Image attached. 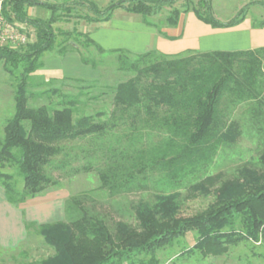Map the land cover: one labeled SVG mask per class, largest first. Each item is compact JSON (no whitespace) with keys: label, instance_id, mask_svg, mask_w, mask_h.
Masks as SVG:
<instances>
[{"label":"trees","instance_id":"trees-1","mask_svg":"<svg viewBox=\"0 0 264 264\" xmlns=\"http://www.w3.org/2000/svg\"><path fill=\"white\" fill-rule=\"evenodd\" d=\"M177 1L112 0L104 10L90 0H74L73 5L87 6L96 16H77L88 23L109 22L116 10L123 9L141 16L146 25L161 33L162 28L148 19L164 8H173ZM199 4L205 14L196 8L174 9L165 20L167 27L178 26L182 14L193 12L213 28H232L245 20L251 5L264 7L263 2H252L222 22L214 16L210 0H199ZM32 7L49 10L50 18H31L28 9ZM66 11H70L68 4L4 1L5 18L30 26L36 33V41L23 50L0 47V62L15 82V113L5 126L4 137H0V169L14 167L23 182V189L18 190L13 176L0 172V185L10 204L18 206L58 186L48 169L64 153L63 143L105 137L120 128L132 132L142 127L165 131L171 140L151 162H146V155L141 153L134 161L123 154L118 161L107 164L100 171V180L101 187L111 196L131 193L140 185L137 175L147 170L164 171L178 181L189 166L210 165L218 150L240 135V124L229 122L227 111L243 103H250L252 126L264 141V48L236 52L190 50L175 56L158 51L133 55L124 49L110 50L118 55L119 70L134 75L115 87L112 112L76 117L79 97L60 95L57 90L38 97L60 95L58 107L31 108L30 77L43 67V56L54 51V25L69 21L63 18L65 14H58ZM256 27H264V22ZM60 34L65 36L59 50L61 56L76 51L75 42L106 52L77 29ZM83 62L89 64L86 59ZM97 117L107 120L99 123ZM191 191L193 195L214 193V204L202 213L180 217L178 195L162 196L153 206L138 208L137 226L117 222L114 229L104 219L89 214L73 198L68 204L69 222L39 227V235L55 251L53 257L40 264H160L157 251L192 232L198 235L193 249L204 258L226 255L243 242L264 244V152L257 166L245 165L229 179L222 173L208 176L194 184Z\"/></svg>","mask_w":264,"mask_h":264},{"label":"rangeland","instance_id":"rangeland-1","mask_svg":"<svg viewBox=\"0 0 264 264\" xmlns=\"http://www.w3.org/2000/svg\"><path fill=\"white\" fill-rule=\"evenodd\" d=\"M43 1L52 4H68L70 11L58 14H65L63 18L71 23L81 20L77 19V16L96 17L87 6L73 5L74 0ZM90 1H93L101 10L107 8L112 2V0ZM211 1L214 6L213 14H217L220 21L232 17L239 4L238 0H229V8L225 10L220 7L219 0ZM186 8H196L205 14L199 0H178L173 8H164L157 16L148 20L160 28H164L167 27L165 22L167 16L174 9L183 11ZM45 13H48L46 19H49L51 12L40 7L30 8L28 14L31 18H41V16L44 18L43 14ZM251 15L257 21H261L264 18V8L252 9ZM127 18H134L141 22L142 17L132 16L123 9L116 10L113 14V21H115L113 24L124 33L139 26L137 21L135 24L126 21ZM68 22L63 21L54 25L57 36L56 47L54 51L43 56V67L30 77L28 91L32 96L29 99V106L31 108L41 106L56 108L61 100L60 95L67 94L78 96L81 102L76 117L95 116L99 112L110 113L114 108L115 87L134 76L119 70L118 55L111 53L110 50H114L111 47L123 44L126 48L120 49L127 50L133 55H139L127 48L132 43V38H100L104 43L101 45L108 47L104 53L98 52L93 47L87 48L80 42H75L76 51L61 56L59 50L64 45L65 36L60 33L72 32L74 29V24H68ZM80 22H82V26L91 24L84 20ZM87 26L89 27V25ZM20 27L22 28L20 30L27 32L30 38L29 44L34 43L36 41L35 30L26 25H20ZM79 27L81 26H77V30ZM102 35L103 33H100V37ZM141 39V36L133 39L138 48H141L140 43L143 44ZM25 47L17 50H23ZM143 49L141 48L142 51H144ZM84 59L89 61V64H84ZM92 63L97 65L96 68ZM77 80H81V82H77ZM53 90L59 91L60 95L38 97L44 92ZM249 104L243 103L227 111V120L238 122L241 133L234 142H230L218 150L210 165L200 168L191 165L186 169L184 177L178 181L170 179L164 171L147 170L145 174L137 175L139 187H136L131 193L117 196H111L106 189L101 187L100 171L104 170L107 164L118 161L123 154L134 161L139 154L143 153L146 155V162L153 161L156 153L164 152L167 148L171 140L170 134L147 127L139 128L137 132L120 128L105 137L63 143L64 153L54 159L48 169V172L59 182L58 186L22 203L24 213L25 208H32L28 213L33 214L32 219L35 222L26 221V214H23L28 234L27 239L16 248L8 249L6 256L0 258V264H40L53 257L55 251L39 235V227L46 222H69L68 204L73 198L78 199L82 203V208L89 214L104 219L111 229H114L117 222L133 227L137 226L136 212L139 207L153 206L159 197L172 194L178 195L180 208L178 215L180 217H191L208 210L215 202V194L193 195L191 187L208 176L222 173L225 179H229L234 177L237 170L245 165L255 167L264 152V141L258 137L256 129L252 126L251 116L248 112ZM14 113L15 82L4 70L3 63L0 62L1 138L4 137L5 126ZM106 120L107 117L96 118L99 123ZM175 142L181 145L179 140H175ZM63 165L64 167H62ZM0 172L12 175L17 189H23L22 179L14 167L7 166L5 169H0ZM197 239V233L192 232L178 239L172 246L157 251L156 255L160 264H264V244L243 242L232 247L226 255L204 258L193 249ZM139 258L148 259L149 256Z\"/></svg>","mask_w":264,"mask_h":264},{"label":"crops","instance_id":"crops-1","mask_svg":"<svg viewBox=\"0 0 264 264\" xmlns=\"http://www.w3.org/2000/svg\"><path fill=\"white\" fill-rule=\"evenodd\" d=\"M219 2L220 7L223 9L226 10L229 8V0H219ZM238 2V7L234 11L232 17L226 20L221 19L222 22H227L232 19L246 5L252 2L264 3V0H238ZM213 7L212 3V8ZM256 7L264 8L263 6L257 4L251 5L245 20L238 26L227 29L213 28L212 26L200 21L193 12L182 14L178 26L164 27L161 29V33L155 27L146 26L142 18L141 22H138L134 18L125 19L131 24H135L136 21L139 24L137 28L131 31L128 30L125 33L113 24L115 22L113 21V17L109 22H105L101 25L100 23H91L84 24L85 26H82V22L79 23L81 20H77L78 22L75 21L74 23L68 22V24H74V29H77V26H81L78 31L88 34L92 40L98 43L103 49L105 48L104 50L108 47H105V45H103V47L101 45L104 43L100 40V38L114 37L121 39L124 37H131L132 43L129 47L127 46V48L138 54L143 52L146 53L148 51H158L164 55L175 56L190 50L201 52L252 51L264 48V27H256L258 24L264 22V18L261 19V21H257L254 19V16L251 15L252 9ZM47 14L48 13L43 14L44 18L41 16V19H46ZM130 15L138 16L133 14ZM214 16L220 20V17H218L217 14L214 13ZM87 25H89V27ZM100 33H103L101 37ZM162 33L165 34L166 37L163 36ZM137 36L142 37L141 42L143 44L140 43L139 46L144 48V51H142L141 48H138L134 43L133 39ZM111 48L115 50L126 47H124L123 44H118ZM20 205L14 206L10 204L7 201L4 188L0 185V258L2 256H6L8 249L16 248L20 245V243H24L27 239L28 234L24 224L23 214H26V221L30 223L35 222V220L32 219L33 214H31V212L30 214L28 213V211L32 208H25L24 213V208H22V204ZM46 224L49 223L46 222Z\"/></svg>","mask_w":264,"mask_h":264},{"label":"built area","instance_id":"built-area-1","mask_svg":"<svg viewBox=\"0 0 264 264\" xmlns=\"http://www.w3.org/2000/svg\"><path fill=\"white\" fill-rule=\"evenodd\" d=\"M4 1L0 0V47H8L17 50L27 46L30 42L27 32L20 27L22 24L9 22L3 12Z\"/></svg>","mask_w":264,"mask_h":264}]
</instances>
